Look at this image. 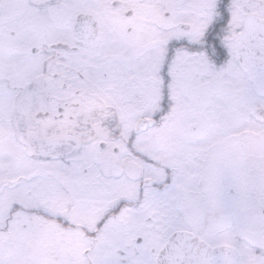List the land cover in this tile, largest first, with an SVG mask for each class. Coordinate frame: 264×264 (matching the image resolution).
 <instances>
[{
  "label": "snow or ice",
  "instance_id": "6c2138e0",
  "mask_svg": "<svg viewBox=\"0 0 264 264\" xmlns=\"http://www.w3.org/2000/svg\"><path fill=\"white\" fill-rule=\"evenodd\" d=\"M0 264H264V0H0Z\"/></svg>",
  "mask_w": 264,
  "mask_h": 264
}]
</instances>
